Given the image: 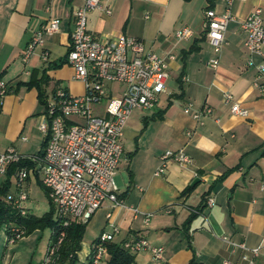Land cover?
<instances>
[{"label":"crops","instance_id":"obj_1","mask_svg":"<svg viewBox=\"0 0 264 264\" xmlns=\"http://www.w3.org/2000/svg\"><path fill=\"white\" fill-rule=\"evenodd\" d=\"M84 4L85 0H0V80L10 88L0 111V153L13 147L37 163V173L30 171L22 183L26 201L41 194L47 198L36 157L45 136L39 130L44 107L35 82L47 80L43 89L48 101L59 88L75 96L87 92L67 60L73 12ZM108 4L110 15L104 10L87 15L94 37L115 40L129 35L141 40L146 51L175 58L169 62L170 77L157 106L132 112L116 175L122 205L106 201L83 222L87 229L80 262L88 261L94 242L101 233L111 232L114 224L118 232L112 242L123 245L142 237L164 248L161 261L144 250L133 253V264H224L226 260L247 264L242 251H233L224 238L249 249H264V91L254 85L257 71L248 65L251 55L241 28L256 8L262 9L264 22V0L234 2V20L228 25L217 68L209 65L216 54L206 37L205 13L208 9L224 13L227 0H214L212 5L208 0H109ZM54 19L61 22L59 31L44 35V45L24 63V52L35 34ZM184 28L193 31L191 38L177 37ZM45 53L48 60L43 59ZM125 90L122 83L107 82L106 96L94 105V115L105 117L109 98ZM225 94L248 110V116L232 114ZM205 110L211 112L195 117ZM181 149L191 163L170 161L165 173L156 176L161 156ZM5 181L7 172L0 174V186ZM18 183L17 178L16 191ZM209 198L215 200L212 207L207 205ZM26 201L23 207L31 213ZM146 214L151 215L148 224ZM44 231L24 234L15 242L3 231L0 264H41L52 235L45 238ZM100 264H107L105 256ZM256 264H264V256Z\"/></svg>","mask_w":264,"mask_h":264},{"label":"built area","instance_id":"obj_2","mask_svg":"<svg viewBox=\"0 0 264 264\" xmlns=\"http://www.w3.org/2000/svg\"><path fill=\"white\" fill-rule=\"evenodd\" d=\"M235 1L227 0L224 13L217 14L213 9L206 10V37L215 51V57L209 65L217 68L220 64L219 55L227 44L226 32L228 25L234 20L232 7ZM109 0H85V4L73 12L74 31L67 54V60L73 67L75 78L86 86V94L75 96L67 90L59 88L53 99L48 102L44 110V118L39 130L44 136H49L45 154L37 158L43 177V184L49 190V197L57 206V215L61 225L66 227L71 220L89 221L103 206L110 201L114 206L122 205L119 197V188L116 175L123 157L122 138L124 131L134 110H152L159 101L160 94L165 92L169 80V62L175 57L172 54L161 56L152 51H146L138 38L121 35L115 40H100L88 30L87 15L93 10H104L108 15L112 10ZM60 20L54 19L35 34L23 55V62L27 63L36 48L44 45V35H54L60 29ZM242 33L245 37V46L251 57L249 66L256 68L254 85L264 91V22L262 9L256 8L242 22ZM193 36L190 28L177 32L179 39H188ZM254 57H259L256 63ZM48 60V54L43 55ZM117 82L126 86L120 96H111L106 106V116H97L93 113L96 103L106 96V83ZM8 84L0 80V111L3 108L5 97L8 94ZM224 102L231 104L234 115L247 117L248 110L234 102L231 94H225ZM188 112V108L185 110ZM211 110H205L195 115L197 119ZM77 118V120L73 119ZM23 159L15 148H9L0 153V174L4 175L10 165ZM161 163L155 175L165 173L168 162L190 164L191 157L184 150L166 151L160 158ZM27 171L18 174V185L21 188L16 200L17 208L23 216L27 211L23 203L28 199L22 183L27 178ZM215 204L209 198L207 205ZM171 211L167 210L169 214ZM151 215L146 214L145 223L150 222ZM111 232H103L94 244L88 263L100 264L105 256L103 244L112 242L118 228L112 224ZM25 234V231L13 227L10 230L9 240L15 242ZM65 232L58 237L57 244L50 245L45 259L41 264H50L54 255L64 240ZM233 251H242V260L247 264H256L257 259L264 256V249L260 246L249 249L244 243H236L224 238ZM123 247L132 253L149 251L155 261L163 259L164 248L152 245L145 238H135L125 241ZM224 264H234L226 260Z\"/></svg>","mask_w":264,"mask_h":264},{"label":"trees","instance_id":"obj_3","mask_svg":"<svg viewBox=\"0 0 264 264\" xmlns=\"http://www.w3.org/2000/svg\"><path fill=\"white\" fill-rule=\"evenodd\" d=\"M208 1L211 5L214 2V0ZM46 81L47 80L44 79L35 82V85L39 91L40 103L44 107V110L49 102L43 89V83ZM9 92L10 88H8V93ZM48 140L49 136H45L42 151L38 154V156H36L37 158L44 156L48 145ZM22 170H26L27 173L30 171L37 173V163L32 159H23L20 162L14 163L8 167L7 181H5L2 186H0V235L3 231H6L7 234L10 235V230L13 227H18L24 230L26 235H30L36 230L44 231L46 229H52L50 245H55L57 244L58 237L60 236L61 232L64 231V240L62 244L58 246V250L50 264H83L79 260L78 253L82 249V242L85 237L87 223L71 220L68 226L63 227L58 215L57 217L55 216L56 213L53 206L55 204L49 197V190L41 182L40 185L45 191V194L52 206L51 210L43 214L41 217L29 213V211L27 212L26 216H23L21 214V210L17 208L14 203L21 188L18 186L15 194L12 195L10 193L12 188V177L17 176L18 178V174ZM191 190L192 189H188L187 192H190ZM97 243H99L98 239L94 242V244ZM103 247L105 249V260L107 264L134 263V254L125 249L122 244L107 242L103 244ZM85 264L91 263L86 262Z\"/></svg>","mask_w":264,"mask_h":264},{"label":"rangeland","instance_id":"obj_4","mask_svg":"<svg viewBox=\"0 0 264 264\" xmlns=\"http://www.w3.org/2000/svg\"><path fill=\"white\" fill-rule=\"evenodd\" d=\"M73 119L77 120V118H73ZM41 141H42V139H41ZM11 182H12V188H11L10 193L13 195L16 192V187H17L16 176L12 177ZM40 196L41 197L38 196V197H35L34 199H30V200L26 201V205L28 206L31 214H34L37 216H42L43 214L49 212L52 208V206H51L50 202L47 200V198L42 194ZM53 206L55 209V213H57L58 212L57 206L56 205H53ZM51 233H52V229H47L46 231H44L45 238H47ZM5 237H6L5 232H3L0 236V250L1 249L3 250V241H4ZM44 245H45V240L43 242H41L40 247H43Z\"/></svg>","mask_w":264,"mask_h":264},{"label":"water","instance_id":"obj_5","mask_svg":"<svg viewBox=\"0 0 264 264\" xmlns=\"http://www.w3.org/2000/svg\"><path fill=\"white\" fill-rule=\"evenodd\" d=\"M198 180H196L193 184H195Z\"/></svg>","mask_w":264,"mask_h":264}]
</instances>
